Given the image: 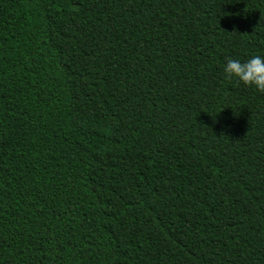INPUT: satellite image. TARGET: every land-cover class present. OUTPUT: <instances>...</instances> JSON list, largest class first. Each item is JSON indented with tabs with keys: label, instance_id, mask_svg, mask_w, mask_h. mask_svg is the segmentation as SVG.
<instances>
[{
	"label": "trees",
	"instance_id": "trees-1",
	"mask_svg": "<svg viewBox=\"0 0 264 264\" xmlns=\"http://www.w3.org/2000/svg\"><path fill=\"white\" fill-rule=\"evenodd\" d=\"M264 0H0V264H264Z\"/></svg>",
	"mask_w": 264,
	"mask_h": 264
},
{
	"label": "clouds",
	"instance_id": "clouds-1",
	"mask_svg": "<svg viewBox=\"0 0 264 264\" xmlns=\"http://www.w3.org/2000/svg\"><path fill=\"white\" fill-rule=\"evenodd\" d=\"M225 79L236 78L246 86L264 93V57L254 56L245 62L229 58L224 66Z\"/></svg>",
	"mask_w": 264,
	"mask_h": 264
}]
</instances>
